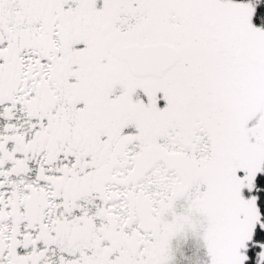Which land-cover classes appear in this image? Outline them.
I'll return each instance as SVG.
<instances>
[{"label":"snow or ice","instance_id":"1","mask_svg":"<svg viewBox=\"0 0 264 264\" xmlns=\"http://www.w3.org/2000/svg\"><path fill=\"white\" fill-rule=\"evenodd\" d=\"M0 264H264V0H0Z\"/></svg>","mask_w":264,"mask_h":264}]
</instances>
